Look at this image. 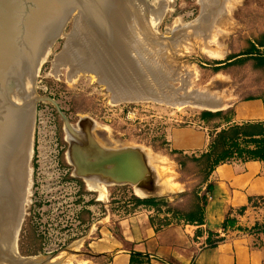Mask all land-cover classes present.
Listing matches in <instances>:
<instances>
[{
  "label": "rangeland",
  "instance_id": "1",
  "mask_svg": "<svg viewBox=\"0 0 264 264\" xmlns=\"http://www.w3.org/2000/svg\"><path fill=\"white\" fill-rule=\"evenodd\" d=\"M146 1L159 8V2L164 0ZM84 11L85 7L72 11L63 30L50 45V52L35 78L36 93L54 97L75 127L82 117L90 116L94 122L92 133L102 146H138L149 150L150 166L173 187L172 193L165 192L168 201L156 198L171 203L174 208H188L192 199L190 192L200 188L203 193L205 185H198L199 176L179 170L177 162L162 148L163 141L168 140L170 127L202 124L199 116L205 108L227 105L232 108L235 101L264 95V69L256 68L252 59L214 70L215 61L246 52L253 43L259 42L264 30V0H166L159 34L174 36V30L203 17L209 21L208 25L178 35V44L167 45L162 52L161 68L172 73L167 85L174 87H164V93L192 96L190 99L120 96L117 89H108V81H102L97 71L87 68L73 73V77L77 74L75 80L69 78L73 68L70 61L77 64L80 55L70 50L68 39H77L72 28H77ZM41 49L39 47V51ZM202 97L222 103L216 106L198 103L196 100ZM34 109L31 134H26L32 145L30 158L25 159L27 154L24 156L22 150L25 146L20 150L21 157H25L23 160H27L26 178L23 179L25 190L22 189V198L27 202L18 228L15 256L24 259L52 256L48 264H64L68 260L73 264H92L84 262L87 261L83 255L86 247L79 246L89 225L84 220L89 217L93 222L101 212L99 208L95 207L94 211L89 208L90 203H98L95 199L99 194L87 186L86 179L75 176L67 153L69 143L65 125L54 104L38 101ZM53 133L57 134L62 147L58 164L42 149L50 144ZM202 152L188 154L198 156ZM20 174L23 176V172ZM119 190L129 197L113 202L114 208L127 213L143 205L133 199L134 195L140 196L130 184H108L106 197L99 199L105 200ZM185 191L186 194H182ZM153 208L156 213H169L170 219H176L168 206ZM46 242L65 244L48 254L44 249ZM0 264L12 263L0 260Z\"/></svg>",
  "mask_w": 264,
  "mask_h": 264
},
{
  "label": "water",
  "instance_id": "2",
  "mask_svg": "<svg viewBox=\"0 0 264 264\" xmlns=\"http://www.w3.org/2000/svg\"><path fill=\"white\" fill-rule=\"evenodd\" d=\"M166 0L159 8L146 0H0V260L20 264H48L52 256L21 260L11 254L20 197L16 172L26 178L27 161L19 159L26 139V125L38 101L54 104L68 132L70 162L77 177L98 176L108 184H130L147 191L142 198L168 201L157 184V174L145 151L138 146L109 148L92 133L93 120L82 117L78 127L51 95L38 94L35 72L39 47L55 41L69 14L85 7L72 28L77 39H68L70 50L80 55L72 72L83 68L97 71L108 89L117 95L190 99L167 94L164 87L172 73L161 68L162 52L178 44V35L204 25L207 17L174 30V36L159 34ZM211 100L210 97L197 99ZM226 109V106L217 109ZM172 193V192H167ZM141 197V196H140Z\"/></svg>",
  "mask_w": 264,
  "mask_h": 264
},
{
  "label": "crops",
  "instance_id": "3",
  "mask_svg": "<svg viewBox=\"0 0 264 264\" xmlns=\"http://www.w3.org/2000/svg\"><path fill=\"white\" fill-rule=\"evenodd\" d=\"M253 45L264 52V46ZM232 107V123L264 121L262 99L235 101ZM203 123L170 127V148L186 153L207 150L210 135ZM209 182L213 189L207 194L203 224L170 219L169 213H156L153 207L144 205L124 213L114 208L113 203L129 197L121 190L105 200L98 197L95 199L98 203L89 204L92 211L95 207L100 209L98 217L93 222L89 217L84 220L89 223L79 246L86 247L83 255L87 261L84 262L141 264L136 253H142L150 258L151 264H264V245L255 244L260 240L258 237L240 229H222L230 210L240 226L264 222V206L249 202V197L264 195V163L259 160L222 163L212 172ZM243 206L247 209L238 214L237 209ZM166 219L171 220L170 224H163ZM211 231L219 232L226 239L215 247L209 246L207 239Z\"/></svg>",
  "mask_w": 264,
  "mask_h": 264
},
{
  "label": "trees",
  "instance_id": "4",
  "mask_svg": "<svg viewBox=\"0 0 264 264\" xmlns=\"http://www.w3.org/2000/svg\"><path fill=\"white\" fill-rule=\"evenodd\" d=\"M258 46H264V30ZM248 59L254 61L256 68L264 69V52L256 49L253 45L248 51L230 56L225 60L215 61L217 66L215 71L223 68V66L243 63ZM262 99L264 95L251 96L245 100ZM234 109L228 108L218 111L203 110L200 113V120L208 126L210 143L208 149L200 155L188 154L183 150L171 149L169 141H163L162 148L166 150L169 156L178 164L179 170L187 175L199 176L201 178L199 186H204V192L201 193L200 188H196L190 192L192 199L188 208H174L171 203L161 202L158 198H140L134 195L133 199L137 204L155 207L168 206V210L172 211L177 221H184L190 224H203L205 221V207L208 200V193L212 191L213 185L209 182L210 176L215 168L222 164L233 161H250L259 160L264 163V121H246L243 123H232ZM187 191L182 194H186ZM249 202L253 205L264 206V195L257 197H249ZM247 206L237 209L238 214H243ZM171 221L166 219L164 225L170 224ZM223 231L240 229L250 235L258 237L256 245H264V222H256L251 227H243L238 225V219L230 210L226 219L222 224ZM262 236V238H261ZM226 237L219 232L211 231L207 239V243L211 247L217 246L224 241ZM141 264H151L150 258L142 253H136ZM133 264V261L131 262Z\"/></svg>",
  "mask_w": 264,
  "mask_h": 264
},
{
  "label": "bare ground",
  "instance_id": "5",
  "mask_svg": "<svg viewBox=\"0 0 264 264\" xmlns=\"http://www.w3.org/2000/svg\"><path fill=\"white\" fill-rule=\"evenodd\" d=\"M69 17H70V15L67 17V19H66V21H65V24H66V22L68 21V19H69ZM63 28H64V26L61 28L62 30H63ZM60 32H61V30H60ZM60 32H59V34H60ZM59 34L57 35V37L59 36ZM56 37V38H57ZM53 44V43H52ZM52 44H51V46H52ZM51 46H49L48 47V51L47 52H45V47H42V49L39 51V55H40V62H39V65H38V67H37V70H36V72H35V78H36V76H37V72H39L38 70H39V68L41 67L40 65L45 61V59H46V57L48 56V52H50L49 50L51 49ZM41 48V47H40ZM67 51V50H66ZM67 56V55H66ZM68 58V57H67ZM77 61V60H76ZM71 63H72V66H73V68L70 70V74L69 75H71L69 78H72V79H74L75 80V78L77 77V74H75L74 75V77L72 76L73 74H72V71L74 70V67H75V63H73L72 61H70ZM57 65V64H56ZM57 69V68H56ZM97 73V72H96ZM95 74V73H94ZM93 78H94V76H93ZM36 82V81H35ZM69 82H71V81H69ZM121 96V95H120ZM140 97V96H139ZM153 97V96H152ZM129 98V97H128ZM133 99H134V97H133ZM145 99V98H144ZM211 100H203L201 103H206V105L208 104V103H210V104H213V105H221V103L222 102H220L219 100H216V99H213V98H210ZM131 100H132V98H131ZM135 100V99H134ZM152 100V99H151ZM186 103V102H185ZM178 105V104H177ZM200 105V104H199ZM215 105V106H216ZM207 106H209V105H207ZM35 108V106L32 108V110H31V113H30V116H29V119H28V122H27V125H26V134L27 133H29V136H30V134H31V129H32V124H33V120H34V115H32V112L34 113V109ZM210 108V107H209ZM213 108V107H212ZM215 108V107H214ZM32 119V120H31ZM30 121H31V123H30ZM93 132V131H92ZM67 139H69V136H68V132H67ZM29 141H30V139H28ZM27 139L25 140V142L23 143V145H22V148H24V146H25V149H22L23 150V154H24V156H25V154H27V157L25 158V157H21V151H20V157H19V159L21 158L22 160H23V158H25V159H29L30 158V156H31V153H32V145L30 146V144H31V142H29ZM27 141L29 142V146H28V148L26 149V143H27ZM26 144V145H25ZM143 149V148H142ZM144 150V149H143ZM145 151V150H144ZM149 151V150H148ZM148 151H145V153H146V155H147V158H149L150 157V155H149V157H148V154H147V152ZM154 155V154H153ZM68 158L70 159V156H69V154H68ZM154 158V157H153ZM150 159V161H151V158H149ZM155 159H157V158H155ZM160 159V158H159ZM25 161H27V160H25ZM149 161V162H150ZM157 161V160H156ZM152 162V161H151ZM150 162V163H151ZM158 162H159V160H158ZM149 163V164H150ZM157 163V162H156ZM152 164V163H151ZM159 164V163H158ZM154 166V165H153ZM155 167H156V165H155ZM29 169V168H28ZM154 169V168H153ZM163 172V171H162ZM157 174V173H156ZM86 179V181H87V186L90 188V189H93V190H95V191H97L98 192V194H99V197L100 198H104V197H106V193H107V187H108V183L105 181V180H103L102 178H100V177H98V176H91V177H86L85 178ZM156 182H157V184L158 185H160V187H161V193H165V192H170V191H172V189H173V187H172V185L169 183V181L168 180H166V179H164L163 177H161V175H157V179H156ZM26 184V183H25ZM15 185H16V188H17V191H18V194H19V197H20V203H19V211H18V219H17V224H16V229H15V233H14V237H13V242H12V246H11V251H10V253L11 254H13V255H15L16 253H17V251H16V249H17V235H18V228H19V226H20V222H21V218L23 217V213H24V211H23V209H24V203H25V201H26V199H25V197L24 198H22V193L24 192L23 190H25L23 187V176H22V174H20V172H16V175H15ZM110 185V184H109ZM134 188H135V193L137 194V195H139V196H144V195H146L147 194V191H145V190H143L142 188H140V187H135L134 186ZM23 189V190H22ZM28 190V189H27ZM23 191V192H22ZM29 192V191H28ZM25 195V194H24ZM28 195V194H27ZM27 202V201H26ZM19 259H21V260H26V259H29V257H27V258H19ZM5 262V261H4ZM10 263H12V264H20V260L19 261H17V262H13V261H9ZM64 264H73L71 261H66Z\"/></svg>",
  "mask_w": 264,
  "mask_h": 264
},
{
  "label": "built area",
  "instance_id": "6",
  "mask_svg": "<svg viewBox=\"0 0 264 264\" xmlns=\"http://www.w3.org/2000/svg\"><path fill=\"white\" fill-rule=\"evenodd\" d=\"M61 146L59 143V139L57 137L56 133H53L50 137V144L49 145H44L43 152L45 153L46 156H49L52 162H55V164H58V156L60 154ZM50 153V154H49ZM55 153V154H53ZM54 157V159H53ZM65 244L64 242L61 244L60 243H45L44 249L46 250V253L51 254L56 248H62V245Z\"/></svg>",
  "mask_w": 264,
  "mask_h": 264
}]
</instances>
